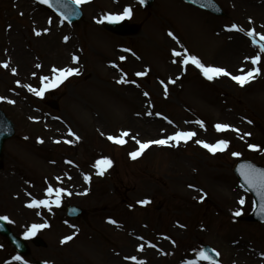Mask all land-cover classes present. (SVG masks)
<instances>
[{
	"label": "rangeland",
	"instance_id": "1",
	"mask_svg": "<svg viewBox=\"0 0 264 264\" xmlns=\"http://www.w3.org/2000/svg\"><path fill=\"white\" fill-rule=\"evenodd\" d=\"M28 1L47 12L56 25L63 23L41 0ZM215 1L225 16L202 12L181 0H153L148 7L120 0L121 4L128 2L132 10L125 22L135 24L138 30L117 37L98 28L97 23L104 20L100 12L104 13L105 6V17L119 8L112 0H87L81 4L84 15L80 21L61 24L69 39L50 50L30 38V9L22 15L9 0H0V97L6 98L0 99V106L15 125V135L3 149L0 217L6 216L11 230L29 246V254L16 260L19 255L0 237V264H64L65 254L73 256L77 264H179L190 259L214 264L198 257L202 243L219 253L218 264H264V225L235 219L237 210L239 216L248 214L253 202L232 173L238 159L264 166V53L257 41L260 38L253 35L254 47L246 46L252 56L260 53V62L253 65L260 73L243 86L230 82L228 76L208 80L195 65L182 63L186 54L195 55L205 65L233 73L237 62L229 66L218 55L233 30L246 39L249 29L264 34V0ZM232 24L238 29H232ZM8 26L14 34L11 39L6 37L9 29L4 30ZM165 38L180 51L178 58L169 55ZM6 41L11 47L5 46ZM15 46L25 56H10L11 62L5 63V53ZM45 51L47 60L42 59ZM73 55L79 65L69 62ZM18 57L25 58L24 64L32 69L47 63L45 75L50 78L54 66H73L79 74L37 96L26 85L39 88L40 78L35 72L31 76L27 75L30 71L19 72L18 67L24 65L14 64ZM132 65L142 68L145 75L133 77L137 71ZM121 78L125 83H117ZM51 100L57 101V108L50 107ZM218 123L232 127L218 131ZM122 131L129 133L123 137L125 143L108 139ZM176 131L195 135L187 141L151 144L135 159L130 157L129 153L139 148L137 141L166 139ZM54 133L57 140L48 142ZM221 139L229 145L215 153L196 143L213 144ZM249 144L259 147L250 149ZM233 152L240 155L233 156ZM103 157L112 164L100 175L95 165ZM85 175L89 180L85 181ZM49 185L66 189L59 206L25 210L3 201L7 194L19 193L31 200L52 199L54 196L45 193ZM192 192L194 196L188 195ZM241 198L244 204L239 203ZM144 199L149 203H138ZM69 204L84 209L81 218L65 216ZM108 218L112 221L105 223ZM45 222L47 226L37 229L35 235L24 236L32 224ZM129 231L143 245L141 252H133ZM65 236L72 239L59 248L60 254L53 253L55 241ZM34 237L44 246H35L31 242ZM238 241L254 255L246 256L250 255L246 250L236 252ZM151 246L157 251L144 254Z\"/></svg>",
	"mask_w": 264,
	"mask_h": 264
},
{
	"label": "snow or ice",
	"instance_id": "2",
	"mask_svg": "<svg viewBox=\"0 0 264 264\" xmlns=\"http://www.w3.org/2000/svg\"><path fill=\"white\" fill-rule=\"evenodd\" d=\"M41 2L48 3L49 0H41ZM74 2L81 3V2H84V0H74ZM139 2L141 4H144L146 2V0H139ZM131 14H132L131 8L129 6H126L123 9L122 13L109 14L105 18L114 22V21H118V20H123L126 17H130ZM231 28L232 29H238V26L236 24H232ZM44 31H47V29H44ZM36 34L39 35V32H37ZM169 35L173 36V33L169 32ZM246 35L249 37L256 35V36H259L261 41H264V34L255 32L254 29H249L247 31ZM64 39L67 40L68 37L65 36ZM253 43L255 44L256 41H253ZM260 52L264 53V44H262L260 46ZM173 55L179 56V55H181V53L176 51V50H173ZM77 59L78 58L75 55L72 56L73 61H76ZM120 59L123 60L124 57L121 56ZM245 59H250L252 65H256V64H258V62H260L261 55L258 53L257 55H254L252 57H245ZM182 63L183 64L191 63V64L195 65L201 71L202 75L205 78H207L208 80H212L215 77L220 76V75H231L230 73L227 72L226 69H224L222 67H217V66H213V65H205L195 55H187L186 54L184 56ZM4 67H8V65L5 64ZM37 67H40V66L37 65ZM12 71L15 72L16 70L12 69ZM52 73H53V75L51 76V78L47 77V76H42L40 78L41 87L32 88L31 85H26V87H28L29 91L34 92L37 96H43V94L45 93V91L47 89L56 88L59 84H61L69 76H71L73 74H79V69L74 68V67L56 68L54 66L52 69ZM259 73H260L259 68L252 67L241 75H231V79L234 80L235 82H237L238 84H240L241 86H243L247 82L254 79L255 76L258 75ZM136 75L137 76H143V75H145V73L144 72H138V73H136ZM145 95H148V93H145ZM165 95H167L166 90H165ZM0 99H6V98L0 97ZM157 115H159V113H157ZM197 123H201V126H202V122L197 121ZM215 127L218 131H224V130L230 129L232 126L229 124L218 123L215 125ZM235 130L237 132L239 131L238 129H235ZM69 132H70V134L75 135V133L71 132V129H69ZM127 135H129V133L127 131H122L117 136L109 135L108 139L117 143V144H123V143H125V140L123 139V137H125ZM194 135H195V133L190 132V131H176L174 134H172L171 136H168L166 139L149 140V141H144V142L137 141V144H139V148L133 152H130L129 155H130V157L135 159L136 157L141 155V153L146 148H148L151 144L167 145V144H169L170 141H176V142H179L181 140L187 141L188 139H190ZM245 135H250V133H245ZM76 139H79V137H76ZM68 143H72V141L69 140ZM196 143L202 145L203 147H205L206 149H208L210 152H213V153H215L217 151H224L229 145V141L224 140V139L217 140L213 144L207 143L203 140H197ZM248 147L250 149H257L259 146L256 144H249ZM232 155L233 156H239L240 153L233 152ZM111 164H112V161L108 157H103L101 159H98L96 161V165H95L98 169H100L98 174L103 175L104 170L107 167H110ZM238 170L240 171L241 175L244 177L245 182L249 185V187L252 189H256L257 192H259L261 194V204H260L259 212L262 215V217H264V169L256 168L254 165H252L250 163H243L239 166ZM84 179H85V181H87V180H89V177L87 175H85ZM190 187H192V186L190 185ZM65 192H66V189H64V188L57 187L54 189L51 185H49L45 189V193L47 194L48 197L54 196V198H52V199H49V198L32 199V201L29 204V207H39V206L50 207L51 204H56L57 206H59V204L61 202V194L65 193ZM203 198H204L203 196L200 197V199H203ZM244 202L245 201L243 198H241L239 201L240 204H244ZM138 203L147 204V203H149V201L147 199H144V200L138 201ZM235 215L236 216L241 215L240 211L237 210L235 212ZM0 219L7 220L8 218L5 216V217H0ZM46 226H47V222H45L44 224H32L28 228V230L26 232H24V236L25 237L33 236V235H35L37 229H41V228H44ZM73 235H75V233H73ZM70 239H72V236H65L62 238L61 243H64L65 241L70 240ZM213 251H215V250H213ZM197 255L199 258H201L203 260L212 261V257H210L202 249L197 253ZM216 255H219V253H216ZM14 259L20 260L21 257L16 256V257H14ZM130 259L135 260L136 257H130ZM185 264H194V262L186 261ZM214 264H218V262H214Z\"/></svg>",
	"mask_w": 264,
	"mask_h": 264
},
{
	"label": "bare ground",
	"instance_id": "3",
	"mask_svg": "<svg viewBox=\"0 0 264 264\" xmlns=\"http://www.w3.org/2000/svg\"><path fill=\"white\" fill-rule=\"evenodd\" d=\"M115 3H116L115 8H119V9H120V7L122 8L123 6H126L128 4V3L127 4H121L120 0H115ZM10 4L13 5V7L16 9V12H18V10L20 12H22V15L26 14V12H28V9H30L29 15L32 16V18H33V22H32V19L30 21V22H32V24L28 25V28L31 32L30 38H32V39L36 38V40H38L39 46H42L43 49L48 48V47L50 50L53 47L58 48L59 45H57V44H59V42L64 40L63 39L64 30L60 25H56V23H52L47 12H45L41 7H38L35 4L29 2L28 0H9V5ZM262 9H263L262 18H264V2H263V5L261 6V10ZM11 11L15 13L14 9H12ZM50 23L52 24V26H50ZM44 29H47V31H44ZM11 30L12 29L9 28V31H11ZM37 32H39V35L36 34ZM230 34H231V36H230L231 38L229 39L228 43L226 44V46L223 48L222 52L218 56H221L223 62L227 63L229 66L234 65L235 62H237V65H236L237 69H235V71L233 73L231 72V74L232 75H241L251 68L250 59H245V57H251L252 53L244 45V44H247L244 41V37H242L241 35H239V33H236V32H230ZM168 42H169V40L167 38H165V43L170 48V51H169L170 54L169 53L168 54L173 55V50H175V49L171 45H168L167 44ZM6 44L9 46V43L7 41H6ZM250 44H252V43H250ZM178 52H180V51H178ZM13 55H17L19 57H22V56H25V52H23L20 49L14 50L13 53L11 51L10 55L9 54L5 55V58H4L5 63L8 64L9 62H11L10 56H13ZM59 55H60V53L57 54V57ZM47 58L48 57H47L46 51H45V56H43L42 59L47 60ZM219 61H221V60H219ZM24 62H25V58H24V60L19 58L17 61L14 62V64H17L18 66H19V64L24 65V68L18 67L19 72L27 73V71H30V73L27 74L29 76H31L35 72L34 74H38L39 78H41L42 76H46L45 70L47 69V63L42 64V62H41L39 65L40 67L32 69L31 66L24 64ZM132 64H133V62H132ZM226 76H228V78ZM221 77H224V78L226 77L230 82L237 83L231 79V75L217 76L215 78L220 79ZM238 85H240V84H238ZM48 128H49V130L51 129V132L54 130L53 126H50ZM54 132H56V131H54ZM57 137H58L57 133H54L52 135V138L48 139L47 141L48 142H49V140H50V142L56 141ZM57 169H59V168L57 167ZM14 183L18 184L19 181L15 180ZM20 191L22 192V188ZM20 194L21 193L14 194V195L12 194V196L7 194V196L4 197L3 201L5 202V204H7L8 202L12 203V204H17V206H19L20 208H23L25 210L32 208V207H29V204L32 200L30 198H28L26 195L22 196L23 194L22 195H20ZM188 195L194 196L195 194L192 192V193H188ZM236 200L237 199H235V202H237ZM0 201H1V198H0ZM129 236H130V239L132 240V242L130 244L133 245V252L134 253H137V251L141 252L142 249H140V248H142L143 245L142 244L139 245L132 234H130ZM61 240H62V238L55 241L54 248L52 249L53 253L60 254L59 248H62L64 245V243H61ZM149 248H147L149 252H152V250L153 251L157 250L156 247L155 248L151 247L152 249H149ZM234 248H235L236 252H242V251L246 250L244 253L247 252V254H250V255H246V256L250 257V256L254 255V253L253 252L250 253V250L248 251L246 249V247L240 241H238L236 244H234ZM147 249L144 251V254L149 253L147 251ZM91 253H93V252H91ZM152 255L154 256L156 254L154 253ZM186 261H192V262H194V264H206V263H204L198 259L181 260L179 262V264H185ZM63 263L64 264H77V261L73 259V256H71L69 254H65V258L63 259ZM5 264H7V263H5Z\"/></svg>",
	"mask_w": 264,
	"mask_h": 264
},
{
	"label": "water",
	"instance_id": "4",
	"mask_svg": "<svg viewBox=\"0 0 264 264\" xmlns=\"http://www.w3.org/2000/svg\"><path fill=\"white\" fill-rule=\"evenodd\" d=\"M194 2L195 4H198L200 6L209 8L210 10L220 13V9L211 1V0H189ZM151 0H146L145 3H150ZM75 12H73L72 14H74ZM75 19V18H72ZM12 134V126L9 122H7L3 116V114L0 112V151H1V146H2V142L5 138L9 137ZM243 163H250V162H245V161H240L238 162L236 168H235V173L238 176L239 180L241 181V183L247 187L249 190H251V192L253 193L254 197H255V201H256V208H255V212L252 216H249L248 219L250 220H260L262 222H264V217H262V215L259 212V208H260V204H261V194L259 192H257L256 189H252L249 187V185L245 182L244 177L241 175L239 169V166ZM252 164V163H250ZM254 165V164H252ZM256 168H260L263 169L259 166L254 165ZM80 209L74 207V206H70L67 210V213L70 216H77L80 214ZM1 225V223H0ZM4 233L8 234V231L5 229ZM9 235V234H8ZM10 240H12V242L19 248L21 249V251H24V247H22V243L20 241V245L17 244V240L16 238L12 237L11 235H9ZM208 254L210 257H212L213 259H216V257L210 252L208 251Z\"/></svg>",
	"mask_w": 264,
	"mask_h": 264
}]
</instances>
